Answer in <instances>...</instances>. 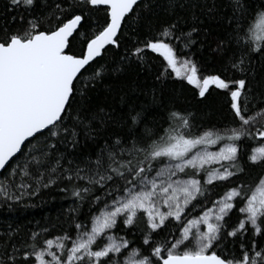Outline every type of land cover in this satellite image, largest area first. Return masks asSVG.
<instances>
[{"label": "snow or ice", "instance_id": "snow-or-ice-1", "mask_svg": "<svg viewBox=\"0 0 264 264\" xmlns=\"http://www.w3.org/2000/svg\"><path fill=\"white\" fill-rule=\"evenodd\" d=\"M0 4V206L74 202L58 232L8 224L0 264H264V0H166L162 22L157 0ZM129 70L152 87L106 83ZM175 82L228 123H195Z\"/></svg>", "mask_w": 264, "mask_h": 264}, {"label": "trees", "instance_id": "trees-1", "mask_svg": "<svg viewBox=\"0 0 264 264\" xmlns=\"http://www.w3.org/2000/svg\"><path fill=\"white\" fill-rule=\"evenodd\" d=\"M161 5L160 8L154 7V12L159 21L165 20L166 14L163 7L166 5V0H157ZM2 7V4H0ZM210 27L213 29V36L223 35L224 25L219 26L212 23ZM199 46H194L192 51L196 53L194 58L198 59L201 64L207 65L210 69L213 66H218L217 59L211 54L210 50L205 48L203 51H197ZM153 55L154 54H150ZM113 53L105 56V59H112ZM159 66L158 63L156 65ZM106 83H111L114 88L124 87L126 91L132 88H150L152 87L151 76L145 79V74H141L138 78L135 70H129L126 74L119 77L118 80H109ZM191 89V86H181L180 82L169 83L164 88L166 100L172 98L176 101V106L181 109H187L195 114V123L203 127H211L215 125L221 128L228 123V114L224 99L221 96H212L205 101L197 100ZM129 94L132 93L129 91ZM105 92H101L99 100H103ZM111 99V98H109ZM144 99L143 96L140 97ZM166 110L160 112V116H165ZM252 147L258 146L259 142H248ZM250 151V149H248ZM244 162L243 160L241 161ZM261 169L258 167H249L248 173L244 175V180L251 183L259 175ZM230 185L225 182L219 184L212 189L211 195L205 206L211 207V201L218 199L228 189ZM74 206L73 198L70 194H65L56 190L46 191L41 197H34L23 204L14 205L11 210L6 206H0V233L7 229L8 224L21 225L26 230H40L41 227H48L51 232H58L61 226H66L65 221L71 215L70 209ZM87 212V207L81 208V213ZM237 214L234 212L232 219H236ZM55 226V227H53ZM122 234V233H121Z\"/></svg>", "mask_w": 264, "mask_h": 264}, {"label": "rangeland", "instance_id": "rangeland-1", "mask_svg": "<svg viewBox=\"0 0 264 264\" xmlns=\"http://www.w3.org/2000/svg\"><path fill=\"white\" fill-rule=\"evenodd\" d=\"M212 150H215V149H212Z\"/></svg>", "mask_w": 264, "mask_h": 264}]
</instances>
